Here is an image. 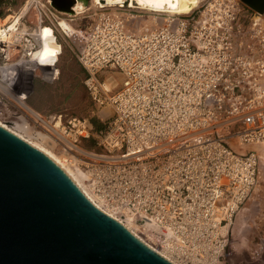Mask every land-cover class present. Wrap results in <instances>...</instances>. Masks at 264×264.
<instances>
[{
    "label": "built area",
    "instance_id": "obj_1",
    "mask_svg": "<svg viewBox=\"0 0 264 264\" xmlns=\"http://www.w3.org/2000/svg\"><path fill=\"white\" fill-rule=\"evenodd\" d=\"M194 10L142 29L99 15L76 53L97 129L88 117H36L25 107L38 80L59 77L58 58L44 59L36 41L58 11L43 3L34 20L3 24L0 118L54 143L98 208L131 215L168 259L219 264L264 170V31L255 19L195 18ZM90 135L95 150L80 144Z\"/></svg>",
    "mask_w": 264,
    "mask_h": 264
},
{
    "label": "water",
    "instance_id": "obj_2",
    "mask_svg": "<svg viewBox=\"0 0 264 264\" xmlns=\"http://www.w3.org/2000/svg\"><path fill=\"white\" fill-rule=\"evenodd\" d=\"M242 1L264 11V0ZM0 264L176 263L98 208L47 154L0 125Z\"/></svg>",
    "mask_w": 264,
    "mask_h": 264
},
{
    "label": "rangeland",
    "instance_id": "obj_3",
    "mask_svg": "<svg viewBox=\"0 0 264 264\" xmlns=\"http://www.w3.org/2000/svg\"><path fill=\"white\" fill-rule=\"evenodd\" d=\"M23 1L1 0L0 18H5L8 13L12 14L14 11L18 13L19 8L24 3ZM37 2L33 1L23 18H37L38 12L36 10H39L40 6L43 7V3L49 4L47 0H40L39 4ZM193 9H195L193 11L195 18L200 17V14L203 13L202 18H245L247 22L255 19L264 31V11L259 13L242 0H177L176 12L173 16H185ZM115 10L120 15L119 17L126 18L127 25L134 27V29L152 26L154 25V18H166L168 16L166 13L153 14L144 9L122 7ZM109 11L110 9L99 10L93 7L75 17L57 12L58 16L54 25L57 41L60 42L62 51L58 61L59 77L52 82H47L48 76L46 79L38 80L34 93L28 100V105L42 116L61 113L63 117H92L98 125L102 126V119L96 115L84 88L85 70L76 57V53L82 44V38L77 31L86 29L92 22V18H99L101 13L111 14ZM60 30L64 32L62 35L59 33ZM0 120L8 124L13 130L31 138L29 128L22 125L24 121L19 120L21 124L19 127L16 125L18 122L14 120L2 118ZM32 139L37 140L33 137ZM43 139L40 137L38 140L42 142L45 140ZM94 141V136L90 135L81 138L80 144L86 149L95 150ZM44 145L55 150V146H51L49 143H44ZM55 151L57 152V150ZM131 223L137 234L144 237L141 234V228L135 227L136 224L133 221ZM219 264H264V170L260 173L254 188L235 217L225 251V261Z\"/></svg>",
    "mask_w": 264,
    "mask_h": 264
},
{
    "label": "bare ground",
    "instance_id": "obj_4",
    "mask_svg": "<svg viewBox=\"0 0 264 264\" xmlns=\"http://www.w3.org/2000/svg\"><path fill=\"white\" fill-rule=\"evenodd\" d=\"M33 1H35V2L38 1L37 3L39 4L40 0H24L23 1L24 3L22 2L23 5L21 6V8H19L20 11H18V13H17V11H14L12 14L8 13L5 18L0 19V32H2L1 26L3 24L4 25L6 24L11 29L13 27H15L17 24H19L20 20L23 17H25V14H26L27 10L31 7V4L33 3ZM47 1L52 7L55 8V10L58 11V13H60L62 15H67L69 17H72V16L75 17V16H78L80 14H83L87 10H89L93 7L96 9H99V10L104 9V8L106 10L110 9L109 12L112 15L119 17L120 15L117 13V11L115 9H120L122 7H126L129 9H144L148 12L153 13V14L166 13L167 15H174V13L176 12V1L177 0H74L72 5H70V6L59 5L56 3L53 4V2L51 0H47ZM98 21H99V18H92V22L90 23V25L86 29L77 31L78 34L80 35V37L82 38V41L84 40V37L86 36V34L93 28V26ZM256 25L259 26V28H260V25H258V23H256ZM38 28H39V35L36 37V41H37V44L39 46L42 57L49 61V60L54 59V57L56 56L58 58V61H59V56H60L62 51H61L60 43H58L57 39L55 38L56 27H55L54 23H51V24H47V23L44 24L43 23V24H40V26ZM46 78H47V76H45L43 79H46ZM25 107L31 113H33V115L36 117H37V114H39L43 118L47 117V116L44 117L40 113L35 111L32 107H30L28 105V102L25 103ZM35 113H37V114H35ZM53 121L55 122L54 123L55 126H58L59 119L55 118L54 120H52V122ZM42 123L44 124V122H42ZM0 125L2 127H4L5 129L9 130L10 132L14 133L15 135L19 136L20 138H22L23 140H25L29 144L38 148L39 150H41L45 154H47L53 161H55L59 166H61L72 177V179L82 188V190H84V192L87 194V196L90 198V200L93 201L97 207H100V205L98 203H96L93 199H91V197L89 196V192L86 190V187H85V181L83 182V178H82L83 175L78 170V168H76V166L72 165V163H70V162H68V163L65 162L66 161L65 158L67 156L65 153H60V151H58L57 148L55 147V150H57V152H58L57 153L52 148H49L48 145H44V143H42L38 139L34 140V139H32V137L30 138L29 136H26L20 132L13 130L8 124L3 122L2 120H0ZM50 126L53 127L52 124ZM107 215L111 216L112 218H114L115 220L120 222L123 226H125L133 234H135L138 238L148 242L145 239V237H141L140 235L137 234L135 229H133L134 226L131 223V221H133L134 223H135V221L131 215H125V218L120 217L118 215H113V214H107ZM135 224H136L135 227H138L137 226L138 224L137 223H135ZM149 245H151V244H149ZM154 249H156V248H154ZM158 251H160V253L165 254L163 252L164 250L161 251L158 249Z\"/></svg>",
    "mask_w": 264,
    "mask_h": 264
},
{
    "label": "trees",
    "instance_id": "obj_5",
    "mask_svg": "<svg viewBox=\"0 0 264 264\" xmlns=\"http://www.w3.org/2000/svg\"><path fill=\"white\" fill-rule=\"evenodd\" d=\"M90 123L97 129L99 127H101L100 125H98V123L96 122V120H94V118H89Z\"/></svg>",
    "mask_w": 264,
    "mask_h": 264
}]
</instances>
